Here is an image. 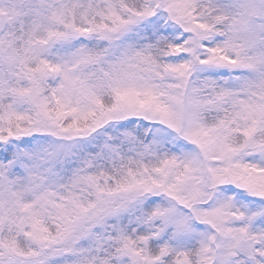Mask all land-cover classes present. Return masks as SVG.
<instances>
[{"label":"snow or ice","instance_id":"6c2138e0","mask_svg":"<svg viewBox=\"0 0 264 264\" xmlns=\"http://www.w3.org/2000/svg\"><path fill=\"white\" fill-rule=\"evenodd\" d=\"M0 264H264V0H0Z\"/></svg>","mask_w":264,"mask_h":264}]
</instances>
